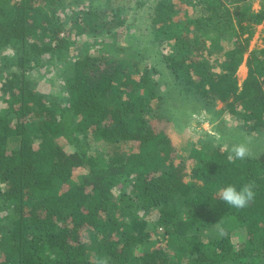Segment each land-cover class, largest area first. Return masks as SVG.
I'll return each instance as SVG.
<instances>
[{
  "label": "trees",
  "instance_id": "1",
  "mask_svg": "<svg viewBox=\"0 0 264 264\" xmlns=\"http://www.w3.org/2000/svg\"><path fill=\"white\" fill-rule=\"evenodd\" d=\"M131 9H146L179 86L221 104L250 137L264 133V48L245 60L264 0L236 16L224 0H0V264H264V153L232 162V147L209 140L191 145L189 164L178 158L151 125L166 112L163 80L115 42ZM108 34L74 50L73 36ZM59 64L72 73L47 93L33 73ZM249 182L256 196L244 209L218 198Z\"/></svg>",
  "mask_w": 264,
  "mask_h": 264
},
{
  "label": "rangeland",
  "instance_id": "2",
  "mask_svg": "<svg viewBox=\"0 0 264 264\" xmlns=\"http://www.w3.org/2000/svg\"><path fill=\"white\" fill-rule=\"evenodd\" d=\"M110 0H108L109 2ZM106 0H93L94 6L101 7ZM135 0H112V3H119L122 5H129ZM262 0H243L241 2H233L232 0H224L225 5H227L230 14L236 16L237 13H241L244 7L251 4L253 11H258L261 7ZM134 12L131 9L128 13L127 23L130 22L131 26L128 28L127 32L124 33L122 29H119L116 35L117 40L115 41L117 46H123L128 49L127 53H123L125 56L132 55L136 53L138 56L146 57V61L149 64L155 66V70L159 73L157 78L163 80L162 90L165 94V105L166 112L159 119L155 117L151 125L156 129L164 130L170 134L172 137L174 146L177 149V154L180 160L187 162L189 164V152L192 148L191 145H200L210 140L211 144H221L228 147L234 148L238 145H243L247 149V155L255 156L264 153V133H258L254 137H250L246 130L242 127L241 122L235 117H230L226 112H222V105L218 104L214 109H210L208 104L196 96L193 92L189 90H184L183 87L179 86L173 76L168 73L165 68L161 54L160 47H158L155 42L151 29L149 27V20L147 19V11ZM133 14V16H132ZM131 17V18H130ZM116 29V31L118 30ZM76 35V46L75 51H80L84 45L87 47L98 49L100 44L97 40L106 39L111 41L109 34L104 35V37L95 39H86V36ZM258 48H264V22L260 25L255 26L253 36L249 42V47L247 54L245 55V60L249 56V53ZM112 52V51H111ZM148 59V60H147ZM59 67L52 69L44 77H37L39 74L46 73L45 70L34 71L33 75L39 81V85H42V90L47 93H52L59 95L64 80L69 77L72 73L71 69L66 70L64 73L63 65L59 64ZM62 72V73H61ZM247 75V68L245 63L242 64L238 71L239 83L245 79ZM217 128V129H216ZM93 134H89V142L97 149H101L104 153L111 151L106 145L100 141H96ZM200 141V142H199ZM63 143V141H61ZM200 147V146H198ZM127 152L131 151L128 146ZM85 170H79L75 173L74 177L78 179L80 175L84 174ZM80 180V179H79ZM155 213L151 219H155ZM149 231L152 230V223L148 226ZM161 233V232H160ZM205 233V231H201ZM216 233V231L214 232ZM163 239L162 235L159 236ZM232 239L234 243L238 245L244 239V231L236 230L233 232ZM84 242L88 244L89 237L84 236ZM166 247V242H159L158 246Z\"/></svg>",
  "mask_w": 264,
  "mask_h": 264
},
{
  "label": "clouds",
  "instance_id": "3",
  "mask_svg": "<svg viewBox=\"0 0 264 264\" xmlns=\"http://www.w3.org/2000/svg\"><path fill=\"white\" fill-rule=\"evenodd\" d=\"M247 154V149L243 145H238L232 149V154L228 156V160L232 162L243 160ZM255 196L253 182L243 184L239 190L234 185H228L218 191V198L236 209H244L249 206L254 201ZM109 262L110 258L108 257H99L96 260V264H109Z\"/></svg>",
  "mask_w": 264,
  "mask_h": 264
}]
</instances>
